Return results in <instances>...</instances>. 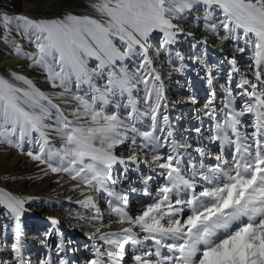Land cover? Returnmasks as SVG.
Returning a JSON list of instances; mask_svg holds the SVG:
<instances>
[{"label": "snow or ice", "instance_id": "1", "mask_svg": "<svg viewBox=\"0 0 264 264\" xmlns=\"http://www.w3.org/2000/svg\"><path fill=\"white\" fill-rule=\"evenodd\" d=\"M89 7L96 16L0 14V40L58 89L45 92L20 72L0 74V143L45 165V176L77 182L72 190L84 198L76 203L98 225L86 233L93 241L87 264H264V0H94ZM188 19L247 51L249 64L242 72L235 54L227 60L223 97L217 103L212 87L195 137L177 139L154 57H170L182 35H193L176 22ZM13 28L34 51L11 35ZM154 33L160 39L151 53ZM199 43L205 51L191 59L206 68L212 86L216 65L206 62L207 38ZM175 56L183 71L185 57ZM129 140L138 151L118 156ZM131 193L146 198L135 214ZM34 199L0 188L14 264H31L21 218ZM111 224L120 227L101 231ZM51 232L39 264H71L63 239L54 249L47 243Z\"/></svg>", "mask_w": 264, "mask_h": 264}, {"label": "bare ground", "instance_id": "2", "mask_svg": "<svg viewBox=\"0 0 264 264\" xmlns=\"http://www.w3.org/2000/svg\"><path fill=\"white\" fill-rule=\"evenodd\" d=\"M24 1H25L24 11H25V13L29 14V17H31V18L51 19L54 17L62 16L68 12H72V13L77 14V15H90V16H96L97 15L89 7V4L94 2V0H24ZM8 3H9V0H5V6H8ZM5 10H6V8L1 10V2H0V14L2 12H4ZM194 14L196 15L198 13H193V15ZM176 22L181 23L185 30L189 29V31L192 32V34H193L191 37L182 35L179 38V42H183L184 40L190 38L191 41L197 43L202 38H207L208 34L205 33L202 30V28H198V27L194 26L191 19H188L186 23L182 22V21H176ZM0 29H2V28H0ZM189 31H187V32H189ZM11 35L13 37H15L21 44L24 45V48L26 51H34V48L31 45L27 44L26 41L21 36L17 35L15 28H13ZM157 35H159V33H154L152 35L150 41L156 40ZM220 35L223 36L222 33H220ZM192 37H195L197 40L193 39ZM208 38H211L212 40H213V38L214 39L216 38L215 40H213L211 42V44L214 43L213 44L214 47L219 48V49H221V48H227L228 49V50L223 49L221 51L218 49L216 54L213 56L214 62L211 64V65L217 64V66H218L217 68L222 70V71H220V73L222 75L220 76L219 79H216L217 77L215 78L213 76V85L214 86L212 85L211 88L209 87L210 85H208L207 87L205 85L202 86V84L198 85L197 81H195L193 83L192 81H193V79H197V77H198L197 75L195 77H190V75L188 76L187 83H190L189 87H191V88H187V93L191 97L195 96L196 103H192L190 98L181 97L180 103L177 102L175 99H173L175 94H177V96H179V95H181L179 93L180 91L181 92L185 91V88H183V87L181 89L177 88V90L174 94H172L171 92H167V95H166L167 104H168L167 114L170 116L171 120L173 121V130H174V133L176 134L177 139H183L185 137L194 138L195 137V132H194L195 128L192 129V126H190V125L196 124L197 127L201 126V119H199L198 117H201V114H203L202 110H203L205 103L207 102V100L209 98V95H207V97H205L203 99L202 98L197 99L198 96H202V94L208 90L211 91L212 87H214L216 90V93H217V103H219L220 99L223 97V92H222V90H220V84H218V83H222V81L224 82L226 80V75L224 74L225 73L224 68H225V66L230 68V65L227 63V60L230 59L233 56V54L236 55L237 60H239V58H240L239 66L240 67L242 66L240 68L241 71L244 72V71H247V69H248V64H249V60L247 58L248 52L245 53L244 55H241L240 53L236 52L235 47L233 46V42H231L227 46L222 47L221 45L228 44L229 41H224L222 43L214 35L210 36ZM182 45H183V47L187 46L186 43H182ZM12 47H13L12 45L6 44L3 42V40H0V74H2L4 76H8L9 70L20 72V73L25 74L29 78H31L34 81V83L39 84L41 90L48 92V93H51L53 91H58V89L54 90L51 88L50 84L45 79L44 73H42L40 69L28 68L27 67L28 61L15 56L12 53ZM184 50L187 51L188 49L185 48ZM154 59H155V63L158 62L155 57H154ZM221 63L223 64L222 66H221ZM190 66L194 67V65L192 63ZM169 69H170V67H169ZM169 69L163 68V69H157V70H161L163 72L169 73L170 72ZM198 70H199L198 68L195 69V71H198ZM163 80H164L163 74H161V81L163 82ZM187 83H185V84L187 85ZM170 94H172V95L170 96ZM238 106H240L239 102H237V107ZM122 111L123 110H121V112ZM180 111H182L183 114L181 116V119L178 121V116H176V113L180 112ZM186 116L188 118H184ZM203 123H204V127L206 129L208 126L207 118L203 119ZM188 127H191V129H189ZM204 134H205V136L208 135V133L206 131ZM137 144H139V140L137 141ZM124 146H125V148L128 147V150L125 151L127 155H125L124 157L131 156L133 154V152L138 151L137 147L132 146V143L130 140L127 141L124 144ZM153 154L154 153H147L149 158ZM26 156L27 155L22 154L20 151L9 146L8 144L0 143V178H2V179L11 178V176L13 177V175L11 173L14 171L15 172L18 171L17 175H19V174L25 175V173L27 172V170H26L27 168H25L26 165L27 166L33 165V166H35V170H38V171L39 170L41 171V169L45 168V165H39L37 162H30L31 164L29 165ZM131 175H132V179L135 180L136 174L132 173ZM57 180H59V183H57ZM40 184H41L40 187H38L37 185H30L27 182L26 183L24 182L23 186H28L27 190H30V192H32L31 196L36 197V199L31 200L34 202H42L50 194H51L50 196L62 197V199H63L61 201V206L63 208L62 211L56 212L55 214H48L47 216H45L44 219H46L50 222L49 225H50V227H53L52 228L53 231L57 230L61 233V235L64 238V241H67V242L69 241V246L76 244L77 241H80L82 238L81 232L78 229V225L80 223H83L84 226L88 225L90 223V217L93 214L90 210L84 209L81 205L76 203L77 200H81L84 198L81 195L80 190L77 189V190L73 191L72 185L75 184L73 181L68 180L62 176H58L57 174H51V173L49 175L45 176L44 180L41 181ZM87 193L90 194V192H87ZM93 194L96 195L95 193H93ZM69 197H71V199H69ZM130 198H131L130 199L131 205L133 208V214H135V210L140 206L139 201L141 199H146V198L141 197L138 193H131ZM99 203H100V207H101L102 212L104 213V217H105L103 223L105 225H107L108 220L110 219V217H108V215L106 213L107 205L104 203L103 200H99ZM41 210H42V208L41 209L40 208L39 209L27 208V211L23 214L21 222H28V223L31 222L32 224H35V225L37 224L38 227L41 228L43 225V223H41V222L44 221V219H42L41 221H40V219H38L39 218V212ZM80 212H82L84 214H82ZM49 217L55 218L59 223L57 225H53L51 223V220L48 219ZM111 219H115V218L111 217ZM65 222H73L74 223L73 225H71L72 227H70L69 232L67 231L68 228L62 229V227H64V225H65ZM93 223L96 224V222H94V221H93ZM44 226H46V224H44L43 227ZM119 227L120 226L118 224H111L108 227H104L102 229H103V231H110V230H116ZM36 233L39 234L40 231L38 230ZM55 238H56V235H55ZM50 241L51 242L53 241L52 237H51ZM87 241H89V240L87 239ZM88 246H89V244H88ZM86 254H90L89 249H84L83 253L80 254V256H82V255L85 256ZM38 256H40V255L36 254L34 251L31 253V255H28L29 259H33V258H36ZM83 256H82V258L80 257L78 261L80 264H87V262H86L87 258H85ZM91 258H93V256L89 257V259H91ZM128 259L130 261V256L128 257ZM33 262H35V261H33ZM36 262L38 263L39 260H37Z\"/></svg>", "mask_w": 264, "mask_h": 264}, {"label": "rangeland", "instance_id": "3", "mask_svg": "<svg viewBox=\"0 0 264 264\" xmlns=\"http://www.w3.org/2000/svg\"><path fill=\"white\" fill-rule=\"evenodd\" d=\"M24 3H25L24 0H9L8 7H6V10L2 13H7L10 15L23 14V15L29 16V14L25 13V11H24ZM187 31H189V29L185 30V32H187ZM221 33L223 34V32H221ZM2 34H3V29H0V35H2ZM210 36H213V35H207L208 43L206 46V62L208 65H211L214 62L213 56L216 54V52L219 49V48L214 47V45H213L214 43L211 44V42L213 40H215L216 38L215 39L213 38V40H212L211 38H208ZM189 37H191V36H189ZM192 38L197 40L195 37H192ZM159 39H160V34L157 35L156 40L150 41V44H151L150 52L151 53L156 52V49L158 48V45H159ZM231 42L232 41L229 40L228 44H223L221 46L222 47L227 46ZM182 43H186L187 46L183 47ZM193 44H196L197 48H193L192 47ZM185 48H187L188 50L185 51L184 50ZM223 49L228 50L227 48H221L219 50L221 51ZM176 51H180L183 54V56L185 57L183 63L187 66L183 69V71H176V68L179 67L180 63H181V61L175 56ZM203 51H205L204 45L200 44L199 42L195 43V42L191 41L190 38H188V39L184 40L183 42H178L175 46H173L172 54L170 57L166 53H161L158 57H155L158 61L155 63L156 68L158 67L157 69H163V68L169 69V67H170L169 73L158 70L160 72V74H163L164 80L162 83H163V90H164L165 98H166L167 92H171L172 94H174L176 92L177 88L181 89L182 87L185 88V91L184 92L180 91L179 93L181 95H179V96H177V94H175L173 99H175L177 102L180 103L181 97L191 98V96L187 93V88H191V87H189L190 83H187L189 75H190V77H195L196 75L198 76L197 79H193V81H192L193 83L195 81H197L198 85L202 84V86L205 85L206 87L209 85L208 80H207L206 68L199 63H193V61L191 59V57L200 55ZM245 53H247V51ZM244 54H241V55H244ZM239 62H240V58L238 60V63ZM128 63L130 65V67H132V65L130 64L131 62H128ZM191 63L194 65V67L190 66ZM222 65L223 64L221 63V66ZM217 67L218 66L216 64V67L212 69L211 74H212V78L214 76L215 78L217 77L216 79H219L220 76L222 75L220 73V71H222V70L217 68ZM196 68H198L199 70L195 71ZM224 70H225L224 74L227 76V72L229 70V67L225 66ZM185 83H187V85ZM218 84H220V90H222L221 86L225 84V81L224 82L222 81V83H218ZM35 85L40 89L39 84L35 83ZM209 87L211 88V86H209ZM73 91H75V89H73ZM209 93H210V91L208 90V91L204 92L202 94V96H198L197 99H200V98L203 99V98L207 97V95H209ZM172 94H170V96ZM139 95L142 96L143 93L140 92ZM192 97H195V96H192ZM182 114H183L182 111L176 113V116H178V121L181 119ZM201 116H203V114H201ZM184 118H188V117L186 116ZM206 118L207 117H204L203 119H206ZM190 126H192V129L197 128L196 124H192ZM188 128L191 129V127H188ZM124 144L120 145L117 148L116 154L118 156L124 157L125 155H127L125 151L128 150V147L125 148ZM29 147H30V145H28L26 143L24 145V152H27ZM26 157H27V161H28L29 165L31 164L30 162H35V161H32L28 156H26ZM119 167L120 166H117V168H119ZM141 167L143 168L144 166L142 165ZM25 168H27L26 169L27 172L25 173V175L24 174L17 175L18 171L17 172L14 171L11 174L13 175V177L16 176L15 179H12V176H11V178H7V179L0 178V188H4L5 190L11 191L14 194H17L20 196H27V195L31 196L32 192H30V190H27L28 186H23V183L27 182L30 185H37L38 187H40V185H41L40 182L44 180L45 175L40 170L39 171L35 170V166H33V165H30V166L26 165ZM62 177L70 180L67 175H62ZM71 181H73V180H71ZM73 182L77 183L76 181H73ZM123 186L127 187V183H125ZM85 194L88 195L87 192ZM90 194L94 195L91 192H90ZM50 195H48L44 199V201H42V202H34V201L27 202L25 204V208L26 209L27 208H30V209H39V208L41 209L42 208V210L39 212V218H38V219H40V221L42 219H44L45 216H47L48 214H55L56 212L62 211V209H63L61 206V201L63 200L62 197L50 196ZM4 212H5V209L0 207V264H14V262L12 260L13 254H12L11 248H10V245L13 242V236H12L11 231H10L12 222L9 220V218L7 216L4 215ZM80 213H82V212H80ZM106 213H107V211H106ZM82 214H84V213H82ZM41 223H43V225L46 224V226L43 227V225H42V227L39 228L37 224L35 225V224H32L31 222L30 223L22 222V228H23V232H24V236H25V249H24L25 254L28 256V255H31V253L34 251L36 254L40 255L36 258L30 259L31 264H39V262L37 263L36 261L45 255L46 249H45V246L42 243V241L45 240V237H46V234L48 233V230L53 228V227H50V225H49L50 222L46 219H44V221ZM5 224H8V226H9V230H8L6 235H5V231H4V225ZM73 224H74L73 222H65V225H64V227H62V229L68 228L67 231L69 232L70 227H72L71 225H73ZM97 226L98 225L93 223V222H90L86 226H84L83 223H80L78 225V229L81 232L82 238L80 241H77V243L72 245V246H69V241L68 242L64 241L63 236L57 230L56 231L52 230L51 234L49 236H47V243L51 244L52 248L54 249L56 243L59 242L60 239H63V241L66 245V248H67L66 254H67L69 260L71 261V264H80L78 260L80 257L82 258V256H83V255L80 256V254L83 253L84 249H89L90 254H86L85 256H83V257L87 258L86 259V262H87L89 260V257L93 256L92 251H91L93 241L89 239V237L86 235V233L94 232L95 228ZM38 230L40 231L39 234L36 233ZM101 231H103V229H101ZM55 235H56V238H55ZM51 237L53 238L52 242L50 241ZM87 239L89 241H87ZM88 244H89V246H88ZM33 261H35V262H33Z\"/></svg>", "mask_w": 264, "mask_h": 264}, {"label": "built area", "instance_id": "4", "mask_svg": "<svg viewBox=\"0 0 264 264\" xmlns=\"http://www.w3.org/2000/svg\"><path fill=\"white\" fill-rule=\"evenodd\" d=\"M1 2V10L5 9L8 6H5V0H0Z\"/></svg>", "mask_w": 264, "mask_h": 264}, {"label": "trees", "instance_id": "5", "mask_svg": "<svg viewBox=\"0 0 264 264\" xmlns=\"http://www.w3.org/2000/svg\"><path fill=\"white\" fill-rule=\"evenodd\" d=\"M17 9V8H16Z\"/></svg>", "mask_w": 264, "mask_h": 264}]
</instances>
